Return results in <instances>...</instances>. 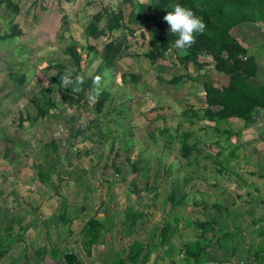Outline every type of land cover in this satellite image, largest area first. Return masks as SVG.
Segmentation results:
<instances>
[{
	"label": "crops",
	"instance_id": "1",
	"mask_svg": "<svg viewBox=\"0 0 264 264\" xmlns=\"http://www.w3.org/2000/svg\"><path fill=\"white\" fill-rule=\"evenodd\" d=\"M232 32L254 58L255 73L248 85L264 83V25L242 23ZM29 112L33 116L35 110ZM52 114L48 111L35 121L52 117L51 122L57 119L63 128L73 119ZM72 114L80 119L78 112ZM225 122L230 126L220 122L214 130V165L213 159L188 160V174H155L149 186L134 174L116 175L113 164L114 174H75V162L65 158L61 169L68 172L50 176L45 184L36 175L0 176V246L6 249L0 264H65V254L80 264H115L132 240L147 247L143 264H264V109L257 108L248 120L230 117ZM84 150L83 166L94 171L88 160L93 148ZM149 203L143 221L131 225L125 214L140 212ZM89 218L100 225L98 240L85 253L80 231ZM203 221L211 226H194ZM159 222L167 226L161 241ZM193 243L201 249L196 257L188 255L196 248L183 253V246Z\"/></svg>",
	"mask_w": 264,
	"mask_h": 264
},
{
	"label": "rangeland",
	"instance_id": "2",
	"mask_svg": "<svg viewBox=\"0 0 264 264\" xmlns=\"http://www.w3.org/2000/svg\"><path fill=\"white\" fill-rule=\"evenodd\" d=\"M19 6L20 10L13 22L19 25L22 33L9 40L0 38V126L7 127L5 130L0 129V176L35 175V168L28 165L32 163L35 167L45 168L51 157V149L45 147L44 143L52 139L53 142L55 139L58 141L59 138H61L59 152L63 159L65 158V162H75L74 169H77L75 174H114L110 167L113 159L118 174L131 173L138 178H145L147 182L143 183L149 186L155 174L156 176L160 173L162 176L188 174L185 169L192 167H184L188 160L195 162L213 159L214 165L216 132L206 126V123L210 124L206 121L191 118L193 122L188 123L183 110L189 105L195 110L202 108L204 106L202 83L209 82L221 86L225 84L226 76L216 73L211 68L207 71L193 72L188 65L189 79L176 87L167 83L169 78L183 74L184 70L172 58L171 51L167 52L164 60L155 64H150L143 56L148 43L154 41L153 36L156 33L154 26L142 28L143 35L139 34V30L132 36L127 35L128 46L118 57L115 68L113 70L104 68L99 74V82H96V79L92 81L93 90H89L87 103L82 106V109L86 110L84 112L80 108L74 110L73 113L78 112L80 119L73 118L70 121L73 128L79 129L83 127V117L87 114L86 117L92 120L89 124L91 127L78 135L74 142L72 139L74 131L70 130V124L63 125V128L59 127L60 121L56 119L54 121L56 124L52 123V117L50 121L28 120L26 122L29 124L25 122L24 127L22 123L19 126V116L23 113L28 114V110L32 114L35 110L30 98L37 94L39 87L49 84V77L54 73L52 64L62 63L68 74L74 69L71 59L62 53L64 45L69 43L70 39L82 48L91 44L95 49H101L105 43L104 35L89 38L83 34V28L90 20V16L101 6L116 8L118 0H20ZM125 10L123 8L124 14ZM62 14L66 18L64 21L67 23L66 27L61 23ZM105 20L106 17L102 15L97 24L98 28L104 25ZM5 22L0 6V34L6 30ZM123 33L121 30L113 31V35L118 38H121ZM87 59L83 70L85 77L93 75L99 60L93 52L88 54ZM11 72L24 74L21 85L8 76ZM121 73H133L137 78L133 81L127 76L125 81H122L119 76ZM97 89L109 92L98 117L93 110V96L98 92ZM51 97L61 109L58 112L49 110L53 113L52 116L57 117L63 113L67 115L59 96L53 92ZM18 99L20 103L15 102ZM222 124L225 127L230 126L225 121ZM186 133L189 134L186 137L187 142L195 145L188 158L182 157L179 153V147L184 140L183 134ZM83 135L99 141L90 139L85 141L81 137ZM67 137L72 139L69 147L64 146L62 142V139L66 142ZM87 146L93 148L88 160L93 162L95 167L94 171L89 172L83 166L84 163L87 164V154L84 153L87 152L84 150ZM18 160L22 162L18 164ZM131 164L136 166L134 173L130 170ZM57 168L58 175L68 172L67 170L63 172L59 165ZM52 175L57 176L50 174ZM159 224L161 225V222Z\"/></svg>",
	"mask_w": 264,
	"mask_h": 264
},
{
	"label": "trees",
	"instance_id": "3",
	"mask_svg": "<svg viewBox=\"0 0 264 264\" xmlns=\"http://www.w3.org/2000/svg\"><path fill=\"white\" fill-rule=\"evenodd\" d=\"M19 1L0 0L6 21V30L0 34L1 39L9 40L22 33L19 25L13 22L20 10ZM176 4L191 9L206 25L204 34L197 35L196 43L187 49L186 54H181L180 50L174 47V42L178 37L170 32V26L163 19L167 12L173 11ZM123 8L126 9L125 14ZM102 15L106 17V20L104 25L98 28L97 24ZM65 19L62 14L61 23L63 27H66L67 24L64 22ZM242 23L264 25V0H118L116 8L110 9L101 6L98 11L90 16V20L83 28V34L86 37L94 38L97 35H104L105 43L101 49L97 50L91 44L82 48L70 39V42L64 45L62 53L71 59L74 69L68 74L62 63L52 64L54 73L49 77V84L39 87L37 94L30 98L31 105L35 109L34 115L19 116L18 125L20 126L22 121L42 119L49 110L61 111L51 97L53 92L59 96L67 115L75 119L76 117L73 116L72 112L77 108L81 109L87 103L89 90L92 89V81L96 77H100L99 74L104 68L111 70L115 68L118 57L128 46L126 36H132L138 30L140 31L139 34L143 35L141 29L147 26H154L156 33L153 36L154 41L148 43L143 56L150 64H155L164 60L167 52L171 51L172 58L184 70L183 74L169 78L167 83L176 87L184 80L189 79L188 65L193 72L207 71L211 68L216 73L226 76V82L221 86L209 82L202 83L204 106L195 110L192 105H189L183 110L188 123L193 122L191 118H196L198 121L210 123H206V126L215 130L220 122L230 117L248 120L257 108L264 109V83L255 86L247 83L249 77L255 73L254 58L247 53L246 47L232 36L234 27ZM120 30L124 31L121 38L113 35V31ZM91 52L97 55L99 60L93 75L85 77L83 70L88 62V54ZM65 75H70L73 80L76 76H82L83 83L65 85L62 81V77ZM8 76L20 85L24 81L23 73L11 72L8 73ZM119 76L122 81H125L127 76L133 81L137 78V75L133 73H121ZM97 91L93 96V110L96 116L102 112L104 102L109 96V92L105 89H97ZM70 121L69 124L74 131L73 142L78 135L91 127L84 120L82 129H76L72 127ZM188 135V133L183 134L184 140L179 147V153L184 158H188L191 150L195 147L194 143L187 142L186 137ZM84 137L88 140L99 141L87 135ZM65 140L66 142L62 139L63 145L69 147L71 140L68 137ZM60 141L61 138L58 141L55 139L53 142L52 139L44 143L45 147L51 149V157L45 168L30 164L31 167L35 168L34 174L40 184L48 183L50 174L58 175L57 166L59 165L60 169L62 167L63 155L59 152ZM112 161L113 159H111V164L114 165ZM131 169L134 172L136 166L131 164ZM115 174H118L116 168ZM150 206V203L145 204L140 212H128L125 214V218L131 225H135L147 216ZM60 220H62V216ZM99 225L100 223L94 218H89L83 225L80 231V244L85 253H88L89 247L98 240L97 228ZM209 225L211 226L208 221L194 223L198 229H206ZM166 228L167 226L163 223L159 229L160 241L166 233ZM197 246V243L185 244L183 253L187 254L190 249ZM200 250V247L196 248L195 254L189 253L188 255L196 257ZM5 251L6 249L0 246V257ZM148 253L145 245L137 240H132L127 245L124 256L117 259L115 264H143L146 262ZM64 259L65 264L76 262L73 255L65 254Z\"/></svg>",
	"mask_w": 264,
	"mask_h": 264
},
{
	"label": "clouds",
	"instance_id": "4",
	"mask_svg": "<svg viewBox=\"0 0 264 264\" xmlns=\"http://www.w3.org/2000/svg\"><path fill=\"white\" fill-rule=\"evenodd\" d=\"M163 19L170 26V32L178 37L174 47L180 50L181 54H186L187 49L196 43L197 35L204 34L206 28L203 20L198 18L191 9L179 4L174 6L173 11L167 12ZM99 80L100 77H96V82ZM62 81L65 85L73 83L79 85L83 83V77L76 76L73 80L70 75H65Z\"/></svg>",
	"mask_w": 264,
	"mask_h": 264
},
{
	"label": "water",
	"instance_id": "5",
	"mask_svg": "<svg viewBox=\"0 0 264 264\" xmlns=\"http://www.w3.org/2000/svg\"><path fill=\"white\" fill-rule=\"evenodd\" d=\"M85 120H86L87 124H90V122L92 121V120L89 119V118H86Z\"/></svg>",
	"mask_w": 264,
	"mask_h": 264
},
{
	"label": "built area",
	"instance_id": "6",
	"mask_svg": "<svg viewBox=\"0 0 264 264\" xmlns=\"http://www.w3.org/2000/svg\"><path fill=\"white\" fill-rule=\"evenodd\" d=\"M70 264H80V263H77V262H72V263H70Z\"/></svg>",
	"mask_w": 264,
	"mask_h": 264
}]
</instances>
